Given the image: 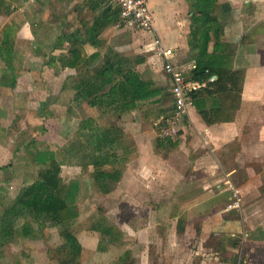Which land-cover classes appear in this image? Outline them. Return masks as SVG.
I'll return each instance as SVG.
<instances>
[{
    "label": "crops",
    "instance_id": "crops-1",
    "mask_svg": "<svg viewBox=\"0 0 264 264\" xmlns=\"http://www.w3.org/2000/svg\"><path fill=\"white\" fill-rule=\"evenodd\" d=\"M38 1L41 4L31 9L32 22L26 13L21 12L22 19L16 14L21 11V7L16 6L18 0L8 12L7 4H0V43H6L7 30L13 25L19 45L31 49L32 54L22 53L21 49L15 52L20 65L27 60L25 57L44 59V55L49 54L40 53L44 43L40 44L34 34L52 24L46 14L53 7L46 5L49 0ZM147 3L157 35L163 45L174 52L173 63L183 70L187 80L192 81L189 79L191 70L200 56L197 50L200 42L198 47H193L190 34V16L197 12L193 8L194 2L147 0ZM217 3L214 11L224 23L222 40L231 46L232 68L244 69L239 106L232 119L207 124L192 104L183 118L179 134L170 144L159 143L161 138L158 131L155 137V125L173 108L172 99L170 104L166 103L168 97L171 98V76L154 54L149 34L123 26L121 22L102 33L105 44L115 51L141 57L142 62L136 69L161 86L164 96L158 103L153 102L155 97L139 101L136 109L122 117L121 132L132 148L120 180L107 196L114 195L115 204L121 209L126 207L124 212L127 215H116L114 219L107 217L121 232L115 241L106 243L101 234L92 229L79 233L81 264H264V58L262 50L254 45L264 35V0H217ZM125 30L135 32L124 38L120 32ZM87 51L91 52L93 48L87 46ZM50 54L55 58L54 55L59 53L51 51ZM52 60H44L29 68L45 70L50 78L47 82L56 95L67 91L68 114L75 110L70 116L75 133L76 121L89 115L88 110L93 108L71 104L74 89L70 82L68 87L63 86V82L74 73V69L61 68L59 64L57 68L51 66ZM48 67L52 69L49 71ZM63 71H67V75ZM27 73L30 72L26 69L17 72V83L21 86H15L19 88L17 91L0 86V109L3 112L7 108L28 107L21 97L29 88L21 84ZM213 76L216 75H212L209 81L216 79ZM7 97L9 103L11 101L9 107ZM210 104L211 99H207L206 107L202 104L201 109L209 108ZM162 108L164 113L160 112ZM24 113L21 112L19 121L28 117ZM54 117L55 114L43 116ZM231 187L239 190L241 205L238 208L228 206L233 200ZM86 215L80 214L81 219L90 213ZM39 248L44 251L40 250L36 258L34 250H26L29 256L20 262L54 264L46 255V247H35ZM42 253L45 256H40Z\"/></svg>",
    "mask_w": 264,
    "mask_h": 264
},
{
    "label": "trees",
    "instance_id": "trees-1",
    "mask_svg": "<svg viewBox=\"0 0 264 264\" xmlns=\"http://www.w3.org/2000/svg\"><path fill=\"white\" fill-rule=\"evenodd\" d=\"M0 1L1 4L4 0ZM9 1L15 0H8L7 5ZM192 1L197 12L190 16V34L193 47H198L200 42L197 49L200 56L196 58L189 79L205 83L191 91L192 104L207 124L226 121L232 119L239 106L244 69L232 68L231 46L222 40L224 23L214 11L218 7L217 0ZM84 4L91 13L90 19L78 18L79 26L58 33L55 45L64 41L68 44L59 61L63 68L74 69V73L66 77V82L74 89L72 103L93 108L97 115L81 118L75 132L79 137L69 141L63 154L59 155L60 160L53 152L46 155L36 150L33 153L34 160L41 166L37 178L9 201L0 216V246L44 239L49 228H56V234H48L46 238L54 236L57 241L46 243L45 247L49 257L55 256L58 264H81L82 245L78 235L85 228L98 231L106 243L115 241L121 234L104 216L93 218L88 226L78 220V181L67 182L61 175V164L71 157L82 168L81 172L90 173L97 192H111L122 176L127 154L132 148L121 132L123 115L136 109L139 101L155 97L153 102L158 103L164 96L161 86L136 69L142 62L140 56H126L105 44L102 33L121 21L118 6L111 0H86ZM4 42L0 43V59L11 68L7 63L16 52L15 47L7 45V38ZM87 46L93 51L88 52ZM212 75H216V79L209 81ZM16 82L17 76L12 72L0 76V86L12 88ZM207 99H211L210 107L201 109L202 104L206 107ZM161 111L165 112L163 108ZM12 113L10 124H16L21 114ZM40 114L44 116L45 112ZM3 115L5 113L0 109L1 119ZM107 117L112 119L108 123ZM162 123L158 122L159 126ZM7 127L0 131L6 132ZM171 140L161 138L159 143L170 144ZM43 153L46 157L41 160ZM18 251L20 256L27 257L26 250L18 248Z\"/></svg>",
    "mask_w": 264,
    "mask_h": 264
},
{
    "label": "rangeland",
    "instance_id": "rangeland-1",
    "mask_svg": "<svg viewBox=\"0 0 264 264\" xmlns=\"http://www.w3.org/2000/svg\"><path fill=\"white\" fill-rule=\"evenodd\" d=\"M7 1L8 0L3 1L4 6H6L5 4H7ZM21 2L20 0H18L17 4L15 1H9V5H7L6 7L10 9L13 4H17L16 6H18L19 8L21 7V11H19L20 13H16L17 11L15 12L16 14H19L18 17L22 19V16L24 15H20L21 12H23L22 14L26 13V17H28L29 22H32L31 13L33 12V10L31 9L32 7L38 6L41 3H39L38 0H34L33 2H31L30 0H25V2ZM85 2L86 0H49L48 2H45L47 6L53 7V9L49 10L46 14V18L49 17L52 24L49 22L50 25L38 29L37 33L34 34L35 38L38 37L40 39V44L41 42L44 43V49L40 50V53H49L48 55H44V59H39L36 57H25L27 58V60L22 62V65H20L17 64V59H15L17 55H15L16 53H14L10 62L7 63V65L11 66V68H9V66L6 67V65L3 64L2 61H0V74L4 73L8 76L12 72L17 76L18 71L21 73V71L25 69L30 72L29 74L27 73L25 77H23L21 83L25 88L29 87L28 90H26L28 92L24 91L21 94V97L26 100L23 101V104H28V107L25 105L27 109H25L26 107L18 108L15 110L7 108V111H4L5 115H3V118H0V128L8 126L7 132L0 131V216L3 213L5 206L10 203L9 201L14 199L17 196V193H19L24 186L37 178L41 166L40 163L34 160L35 157L33 153L36 152V150H39L44 152L46 155L49 152H53V154L59 156L63 154L65 148L68 146L69 141L76 140L79 137V134L76 135V133H74L72 130L73 126L71 124L72 119H70V116L71 113H75V110H71L68 114L69 109L67 106L70 105V102H67V99L69 98L67 91L59 95L57 93L56 95V92H52L51 86L49 82H47L50 78L45 74L46 71L43 70L42 73L41 71L33 67L36 63L41 64L42 62H44V60L48 62L49 60L53 59L51 66L55 65L57 68V65L59 64L60 67L63 68L61 66V61H59V57L60 55L65 53L68 44L64 43V41L59 45H53V42L58 33L62 31L67 32L68 30L70 31L78 27V18L90 19L91 13L86 8L84 4ZM69 3L72 4L70 7H68L70 5ZM48 26H50L51 28ZM11 27V29L7 30V45L13 48L15 47L14 52L21 49L22 53H25V51H27V53L32 54L30 53V48L29 50H27L28 46L25 47L19 45V42H17L18 39L16 37V29L14 28L15 26L12 25ZM131 32L133 33L135 31L125 30L120 32V36L126 38L125 36H130L132 34ZM254 45L262 50L264 58V35L261 36L260 39H258L257 43H254ZM59 50L63 51L61 52ZM51 51H56V53L58 52L59 54H55V58H52V55L50 54ZM262 63L264 64V61H262ZM31 66L33 67L30 69L29 67ZM47 69L50 71L52 68L48 67ZM63 72L65 73V75H67V71ZM61 79L62 77L59 80ZM18 83L16 82V84L12 87V90L17 91L21 87ZM63 83V86L68 87L69 84L68 82H66V80ZM56 84H58V82ZM15 86H19V88ZM49 90L51 91L49 92ZM42 93L44 97L42 96ZM47 94L48 98L46 99ZM30 98L31 100L29 101ZM170 100L171 98L168 97L166 103L170 104ZM7 102L9 104V107L11 103V101L9 103V97H7ZM80 109L83 111V108ZM13 111H18L20 114L21 112L24 113L26 111L27 113L24 114H27L28 117L23 118L20 121L18 119V122L16 124H10V119L14 116L12 113ZM41 111H44L46 115L55 114V117L53 119L43 118V116L40 114ZM88 112L90 116L97 115V111L95 109H89ZM111 120L112 119L110 117H107L106 119L107 123ZM76 123H78V121H76ZM129 125L126 126L129 127ZM159 128L160 126L157 123L155 125V137H157V131L159 130ZM44 153L40 157L41 160L46 157ZM57 159L60 160L61 156L57 157ZM81 169L82 168L75 162V160H72L71 157L68 162H63L61 164V175L64 177V179H66L67 182L78 181L77 184L80 188L79 195L77 197V202L79 203L78 212L82 216H87L86 213H88V215L90 213V215L85 219H81L79 214V218L81 220H78L83 225L88 226L92 222V219L95 217V219H98L101 216H104L106 218L110 216V218L114 219L116 215H127L124 212L126 210V207H122V211L121 206H117L115 204L116 198L114 197V195L112 197L107 196L111 192L106 194L97 192L94 188V183L91 179L90 173L86 170L81 172ZM48 230H53V232L48 231V234H56L57 232L56 228H49ZM48 234L46 236H48ZM45 238L40 239L37 242L30 241L27 244L21 242L17 244L13 243L0 246V250L2 251L0 255V264H21L22 262H20V259H26V257L20 256L19 253L21 252L18 251V248H23V250H28L30 252L31 250H34L33 254L36 258L38 252L40 250H42L43 252L44 250L41 248L35 249V247H43L46 243L49 242L50 244H54V241L56 240L54 236L52 238ZM17 255H19L20 257ZM43 255L45 256V254L43 253L40 254V256ZM46 255L48 259L53 260L54 264H58V260L55 256H52L50 258L49 254Z\"/></svg>",
    "mask_w": 264,
    "mask_h": 264
},
{
    "label": "built area",
    "instance_id": "built-area-1",
    "mask_svg": "<svg viewBox=\"0 0 264 264\" xmlns=\"http://www.w3.org/2000/svg\"><path fill=\"white\" fill-rule=\"evenodd\" d=\"M120 10V19L123 26L136 28L149 34L154 54L162 61L165 72L171 76L170 95L173 102L172 111L163 119L158 130L161 138H175L181 129L183 118L188 114L192 105L190 93L202 87L203 83L190 81L185 78L183 70L172 61L174 54L171 48L163 45L154 28V18L149 10L147 0H111ZM232 189V203L229 207L240 206L239 190Z\"/></svg>",
    "mask_w": 264,
    "mask_h": 264
},
{
    "label": "clouds",
    "instance_id": "clouds-1",
    "mask_svg": "<svg viewBox=\"0 0 264 264\" xmlns=\"http://www.w3.org/2000/svg\"><path fill=\"white\" fill-rule=\"evenodd\" d=\"M164 118H165V117H164ZM164 118L161 119L162 122H163V119H164ZM160 123H161V122H160Z\"/></svg>",
    "mask_w": 264,
    "mask_h": 264
},
{
    "label": "water",
    "instance_id": "water-1",
    "mask_svg": "<svg viewBox=\"0 0 264 264\" xmlns=\"http://www.w3.org/2000/svg\"><path fill=\"white\" fill-rule=\"evenodd\" d=\"M213 77H216V76H213ZM211 79H213V78H211Z\"/></svg>",
    "mask_w": 264,
    "mask_h": 264
}]
</instances>
